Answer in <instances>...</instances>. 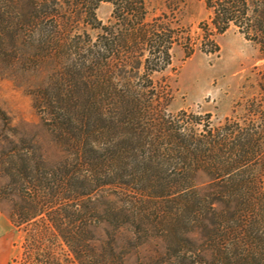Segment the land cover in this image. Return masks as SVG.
Here are the masks:
<instances>
[{
  "label": "trees",
  "instance_id": "16d2710c",
  "mask_svg": "<svg viewBox=\"0 0 264 264\" xmlns=\"http://www.w3.org/2000/svg\"><path fill=\"white\" fill-rule=\"evenodd\" d=\"M146 3L0 0V69L49 65L38 122L0 107L11 264H264V97L216 124L169 111L152 74L180 36ZM205 5L203 38L233 24L264 54V0Z\"/></svg>",
  "mask_w": 264,
  "mask_h": 264
},
{
  "label": "rangeland",
  "instance_id": "374dc122",
  "mask_svg": "<svg viewBox=\"0 0 264 264\" xmlns=\"http://www.w3.org/2000/svg\"><path fill=\"white\" fill-rule=\"evenodd\" d=\"M148 19L162 13L177 30L179 42L170 49V63L152 74L156 84L168 93L167 109L210 114L214 124L226 117L238 118L252 100L264 97V54L231 24L226 31L203 38L211 31L205 0H146ZM112 6L103 2L96 10L102 22L111 17ZM205 31V32H204ZM210 51V52H209ZM49 65L26 69L20 64L0 69V107L15 123L38 122L30 90L40 85ZM255 102V101H254ZM7 216L5 205H1ZM22 232L9 222L11 260L20 250Z\"/></svg>",
  "mask_w": 264,
  "mask_h": 264
},
{
  "label": "crops",
  "instance_id": "0c3cea01",
  "mask_svg": "<svg viewBox=\"0 0 264 264\" xmlns=\"http://www.w3.org/2000/svg\"><path fill=\"white\" fill-rule=\"evenodd\" d=\"M9 218L0 211V264H10Z\"/></svg>",
  "mask_w": 264,
  "mask_h": 264
}]
</instances>
